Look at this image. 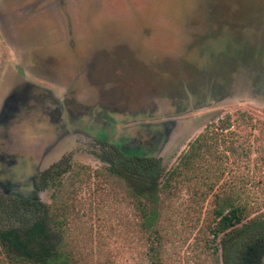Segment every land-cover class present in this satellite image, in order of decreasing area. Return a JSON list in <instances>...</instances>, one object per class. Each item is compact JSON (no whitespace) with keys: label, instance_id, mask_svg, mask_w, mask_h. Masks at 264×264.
Segmentation results:
<instances>
[{"label":"rangeland","instance_id":"rangeland-1","mask_svg":"<svg viewBox=\"0 0 264 264\" xmlns=\"http://www.w3.org/2000/svg\"><path fill=\"white\" fill-rule=\"evenodd\" d=\"M253 74L264 76V0H0V101L17 81L43 87L34 116L43 128L31 137L55 140L33 167L50 171L44 186L0 189V199L72 202L69 241L85 264H159L124 187L101 172L112 148L83 130L98 135L101 117L119 119L109 98L121 121L144 116L142 98L155 90L178 109L187 96L222 94L170 115L155 149L165 172L178 171L161 193L160 264H221L217 240L208 244L215 194L264 219V80L248 86ZM203 132L198 158L184 165ZM9 217L3 227L18 223Z\"/></svg>","mask_w":264,"mask_h":264},{"label":"trees","instance_id":"trees-1","mask_svg":"<svg viewBox=\"0 0 264 264\" xmlns=\"http://www.w3.org/2000/svg\"><path fill=\"white\" fill-rule=\"evenodd\" d=\"M226 120L228 117L223 119ZM205 135L203 132L189 143L181 157L184 165L198 158ZM100 158L107 163L101 172L107 179H116L134 203L140 228L151 242L148 255L160 264L164 236L156 225L160 217L161 193L169 189L178 171L165 172L160 158L131 157L116 151ZM49 173V170L44 171L43 177L46 179ZM213 202V223L208 226L213 243L208 244L214 245L217 240L214 249L220 253L221 264H261L264 219L249 218L246 206L234 203L231 198L215 194ZM72 207V202L63 200L60 195L45 205L19 200L11 206L0 199V225L5 216L19 217H15L18 223L0 226V253L6 264H85L69 241L68 221Z\"/></svg>","mask_w":264,"mask_h":264},{"label":"flooded vegetation","instance_id":"flooded-vegetation-1","mask_svg":"<svg viewBox=\"0 0 264 264\" xmlns=\"http://www.w3.org/2000/svg\"><path fill=\"white\" fill-rule=\"evenodd\" d=\"M16 68L17 71L20 69L19 66ZM256 79L263 81L264 76L248 75V86H251V83L255 84ZM21 81V84H18V81L12 84L0 101V189L29 192L33 188L42 187L44 171L37 176L33 167L36 158L42 156V151L46 149V142L55 140L51 137L48 138L49 140L45 138L35 140L31 137L33 131L41 129L40 120L36 117L38 120L36 121L34 116L41 119L39 109L46 105L44 101L46 94L43 87ZM221 96L222 94H206L201 99L197 96H187L181 102L184 106L178 109L177 106L173 108L170 106L166 94L155 90L142 98L143 104H146L143 118L139 117L137 120L124 118L121 121L119 119L122 114L117 110L119 101L115 102L116 99L109 98L107 107H111L112 112L119 116V119L101 117L102 120L97 127L98 135L90 129L83 131L97 143L109 146L113 151L121 152L125 156L159 158L156 152L167 134L166 124L162 122L168 120L170 115L183 114L196 106L213 104ZM58 98V103L65 101L61 97ZM22 119L26 120L21 121ZM62 132L61 129L60 135ZM26 199L35 201L37 198Z\"/></svg>","mask_w":264,"mask_h":264},{"label":"water","instance_id":"water-1","mask_svg":"<svg viewBox=\"0 0 264 264\" xmlns=\"http://www.w3.org/2000/svg\"><path fill=\"white\" fill-rule=\"evenodd\" d=\"M162 123H165L166 124V132L168 133L169 130H170V127H171V122L170 121H164ZM167 135V134H166Z\"/></svg>","mask_w":264,"mask_h":264}]
</instances>
